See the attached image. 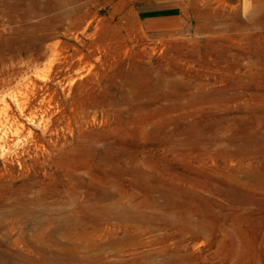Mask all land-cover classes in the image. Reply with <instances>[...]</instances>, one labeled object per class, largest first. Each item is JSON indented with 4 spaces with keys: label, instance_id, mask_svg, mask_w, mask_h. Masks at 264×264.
Listing matches in <instances>:
<instances>
[{
    "label": "rangeland",
    "instance_id": "1",
    "mask_svg": "<svg viewBox=\"0 0 264 264\" xmlns=\"http://www.w3.org/2000/svg\"><path fill=\"white\" fill-rule=\"evenodd\" d=\"M165 1L185 12L166 38L138 17L154 0H87L40 57L27 37L53 12L0 0V107L19 115L9 93L34 74L66 106L44 146L0 147V264H264V0ZM58 38L89 56L65 92Z\"/></svg>",
    "mask_w": 264,
    "mask_h": 264
},
{
    "label": "bare ground",
    "instance_id": "2",
    "mask_svg": "<svg viewBox=\"0 0 264 264\" xmlns=\"http://www.w3.org/2000/svg\"><path fill=\"white\" fill-rule=\"evenodd\" d=\"M38 1L41 2L39 9L42 10L43 13L53 12L54 20L53 22L51 21L52 24L51 22H40L39 24L32 25V30L29 29L30 34L27 37L28 42L36 43L39 46V49H37V47L35 48V51L38 53V56L43 57L46 56L47 51L40 50H43L44 44H48L47 41L50 38H54L55 36H57V31L54 30L60 28L64 23V20L68 19V21L65 22L66 27L64 30L69 32L76 30L78 25L82 24V21L84 19L83 12H85L83 10V6L84 4H86L87 0ZM79 2L82 3L78 4ZM241 5L243 6L244 10H247L249 7H252L249 0H241ZM244 12L246 13V11ZM74 37L78 42L81 41V39L77 35H74ZM49 45L50 47L48 49L50 51V56L48 57V60L45 63L46 69L48 70V72L52 70L53 73H55L57 76L63 74L62 80L60 81L62 91L67 90V88L71 89L74 81H76L78 77L83 76L81 75V70H83V68L85 69V66H83V64L86 62V58L89 57L88 53L84 52L83 47L77 45L71 46L67 41L61 38H58L55 42ZM64 69L67 71L74 70L76 73L65 75V71L64 73H62V70ZM40 76L38 77L36 74H34V77H26L22 83L16 86L14 91L9 93L11 101L16 106L17 110H19V115L14 114L12 112V107L10 106L9 102L6 101L4 97L2 98L3 106L2 108L0 107L1 111L2 109H5L4 112H7L6 109L11 110L12 114L10 113L11 118L9 122H12L14 124V127L13 129H10L7 125H5V122L3 123L2 119L0 120L1 148H10L13 144L23 140H27V138L30 136H32L35 145L44 146V143H42L40 139L41 135L39 136V134L36 132V126L54 125L56 122H59L66 117V106L65 103L60 102L61 99L58 98V90L55 87L49 86L50 84L48 85V80H51V78L47 77L49 75H47L46 77ZM38 91H42V93L40 101H38L40 102L39 106L36 107L35 105L33 106V104H31V100L32 98H34ZM67 117L69 119L67 121V125L68 127L72 128L71 114H68ZM6 118L8 117H4V119ZM8 119L5 121H8Z\"/></svg>",
    "mask_w": 264,
    "mask_h": 264
},
{
    "label": "crops",
    "instance_id": "3",
    "mask_svg": "<svg viewBox=\"0 0 264 264\" xmlns=\"http://www.w3.org/2000/svg\"><path fill=\"white\" fill-rule=\"evenodd\" d=\"M156 1L153 6L140 9L138 17L148 38L160 40L179 31L184 23L185 12L178 5Z\"/></svg>",
    "mask_w": 264,
    "mask_h": 264
}]
</instances>
